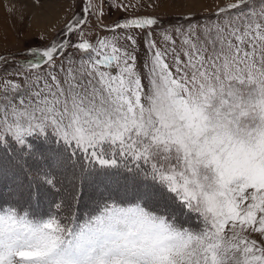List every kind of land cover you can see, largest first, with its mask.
I'll list each match as a JSON object with an SVG mask.
<instances>
[{"label": "snow or ice", "instance_id": "snow-or-ice-1", "mask_svg": "<svg viewBox=\"0 0 264 264\" xmlns=\"http://www.w3.org/2000/svg\"><path fill=\"white\" fill-rule=\"evenodd\" d=\"M92 8L81 0L57 38L28 49L15 79L0 83V144L26 148L51 130L85 163L139 174L203 228L178 227L142 201L108 202L80 223L74 208L46 219L3 209L0 264H264V0L163 28L164 47L151 38L156 17L109 27L103 0ZM92 15L101 30L126 34L92 43ZM132 30H148L140 67Z\"/></svg>", "mask_w": 264, "mask_h": 264}, {"label": "rangeland", "instance_id": "rangeland-1", "mask_svg": "<svg viewBox=\"0 0 264 264\" xmlns=\"http://www.w3.org/2000/svg\"><path fill=\"white\" fill-rule=\"evenodd\" d=\"M98 2L100 0H92L93 13L96 12L95 4ZM233 2L235 0H103L102 22L110 27L117 21L132 16H154L161 23L150 29L151 38L156 41L158 47H164L161 35L163 28L178 26L186 28L189 24L210 22L216 18L214 13L218 7ZM115 5H124L126 10ZM80 11L81 0H0V57L7 59L6 64L0 65V83L5 79H15L14 75H9L11 70L17 67L15 62L26 63L29 59L28 49L44 47L53 38H57L58 33L61 32L68 20ZM86 19L88 26L84 31L86 38L92 43H95L98 37L111 38L114 35L126 34L123 29L117 30L115 33L101 30L97 26L95 15L86 16ZM147 31L132 30L138 41V67L143 63L147 54L144 45ZM171 34L176 38L174 32ZM72 39L75 41L77 37L74 35ZM176 39L179 44V38ZM69 52L73 53L74 50L69 49ZM74 55L78 59L82 54L74 53ZM59 63L60 60L57 59V64ZM55 143L60 145L59 150L55 149ZM27 144L29 147L21 148L9 139L7 146L13 148L11 156L15 161L18 160V166H15L16 171L12 170V173L21 174L20 168L26 173L25 175L22 172V176L33 178L37 185L43 188L50 186L47 181L51 179L57 191L47 193V196L46 192L41 191L39 195L44 197V201L58 199L62 195L59 190L63 191L64 189L66 192L71 191L73 203L77 198L80 205L85 207L99 200L103 195L120 193L124 189L126 193H141L149 201L159 205H170L169 200L157 191L149 187H141L143 185L129 188L128 184L121 182V177L114 181L116 178L114 175H82L80 166L73 160H69V156L65 157L64 152L68 154L72 149L58 141L51 130L44 134L34 133L27 137ZM2 145L4 144H0V160L12 166L14 159L12 160V157L2 150ZM93 163L95 164V162ZM11 168L14 169V167ZM110 176L112 180H109ZM0 190L5 191L0 195L4 198L8 197L5 189ZM11 196L15 197L14 194ZM20 200L23 201V197ZM17 213L24 214V212ZM202 228V226L196 228L195 232L201 231ZM225 232H227V228ZM253 238H257V234H253Z\"/></svg>", "mask_w": 264, "mask_h": 264}, {"label": "trees", "instance_id": "trees-1", "mask_svg": "<svg viewBox=\"0 0 264 264\" xmlns=\"http://www.w3.org/2000/svg\"><path fill=\"white\" fill-rule=\"evenodd\" d=\"M2 150L7 153V155L11 156L13 154V148L10 146H1ZM55 149L59 150L60 145L55 143ZM62 152V151H61ZM72 151H69L68 154L65 153V157L69 156V160H73L74 163L78 164L80 166V170L83 173L82 175H94L96 176L101 174H108V175H114L116 178L114 181L122 178V181L124 184H128L129 188H133L136 185H143L141 187L146 188L149 187L152 190L157 191L159 194L163 195L165 198H167L164 194L161 193V190L158 187H154L149 182L143 181L139 174L137 173H130L126 170L125 166L121 164L118 167H100L93 162L85 163L84 157L81 153L76 152L75 155H71ZM16 155V154H15ZM12 160L14 159L13 156ZM17 160V157H16ZM18 166V160H13V165L6 164L5 162L0 160V189H5L6 194L8 197L4 198V196L0 195V210H3L5 208L12 209L14 208L17 212H27L30 216V218L33 219H46L52 214H56L59 212L60 215H65L70 213L73 208L76 213L77 223L83 222L86 218H91L92 216L100 213L103 205H105L108 202H116L120 205H127L129 203H134L136 201H142L144 206L149 207L151 210L156 211L158 214H166L169 215L170 219H174L175 224L178 227L181 228H188L192 231H196V228H200V226L203 227V224L200 220V218L194 214H189L187 212L181 214L178 210L175 209L174 205L168 204V206H162L157 203H154L153 201H149L147 198L143 196L141 193H126V191L123 189V192L120 193H113L108 195H103L99 200L91 203L89 206H81L78 199L76 198V202H72V196L71 191L66 192V190L63 189V191L59 190L62 195L58 199H47L44 201V197L40 196V192L43 191L46 196L47 193H52L54 191H57L55 189V186L53 182L48 185L47 187H40L37 185V182L34 181L31 177H26V173H24L19 168V172L21 171V174H13L12 170L16 171V167ZM11 167H14L12 169ZM22 172L23 175L22 176ZM19 175V176H18ZM107 176V175H105ZM124 178L125 181L124 182ZM111 176H110V179ZM3 185V188H2ZM39 187V188H38ZM74 187V186H73ZM17 189V190H15ZM41 189V190H40ZM125 191V192H124ZM1 192H5L3 190H0ZM16 197H13V195ZM129 195V196H127ZM27 196V198H26ZM20 197L23 201L20 199H17ZM57 204H61L62 208L58 210L55 206Z\"/></svg>", "mask_w": 264, "mask_h": 264}]
</instances>
